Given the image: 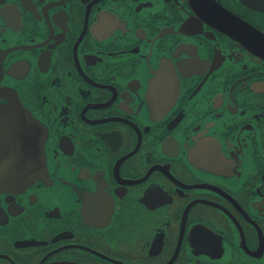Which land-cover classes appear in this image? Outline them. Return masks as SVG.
Returning <instances> with one entry per match:
<instances>
[{"label": "flooded vegetation", "instance_id": "flooded-vegetation-1", "mask_svg": "<svg viewBox=\"0 0 264 264\" xmlns=\"http://www.w3.org/2000/svg\"><path fill=\"white\" fill-rule=\"evenodd\" d=\"M0 264H264V0H0Z\"/></svg>", "mask_w": 264, "mask_h": 264}, {"label": "water", "instance_id": "water-1", "mask_svg": "<svg viewBox=\"0 0 264 264\" xmlns=\"http://www.w3.org/2000/svg\"><path fill=\"white\" fill-rule=\"evenodd\" d=\"M0 97H12L9 106L12 108V121L17 124V129L22 132L25 144H28V164L23 170L28 173V179H38L46 169V138L43 124L20 102L16 91L0 85Z\"/></svg>", "mask_w": 264, "mask_h": 264}]
</instances>
